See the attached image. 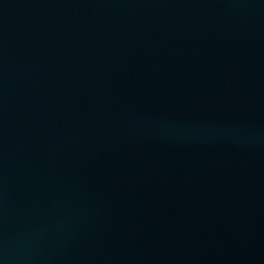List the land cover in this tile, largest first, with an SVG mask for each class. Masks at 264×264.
<instances>
[{"label":"water","instance_id":"95a60500","mask_svg":"<svg viewBox=\"0 0 264 264\" xmlns=\"http://www.w3.org/2000/svg\"><path fill=\"white\" fill-rule=\"evenodd\" d=\"M0 264H264V0H0Z\"/></svg>","mask_w":264,"mask_h":264}]
</instances>
